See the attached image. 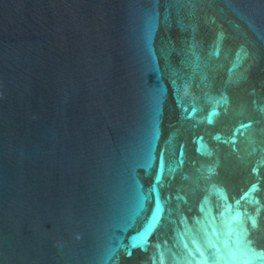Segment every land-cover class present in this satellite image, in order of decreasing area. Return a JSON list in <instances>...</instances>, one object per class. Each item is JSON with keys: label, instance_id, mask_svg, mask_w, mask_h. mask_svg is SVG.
Returning a JSON list of instances; mask_svg holds the SVG:
<instances>
[{"label": "water", "instance_id": "water-1", "mask_svg": "<svg viewBox=\"0 0 264 264\" xmlns=\"http://www.w3.org/2000/svg\"><path fill=\"white\" fill-rule=\"evenodd\" d=\"M0 264H264V0H0Z\"/></svg>", "mask_w": 264, "mask_h": 264}]
</instances>
